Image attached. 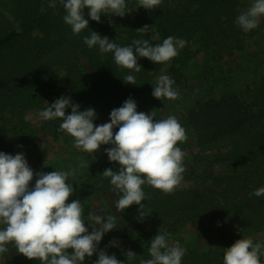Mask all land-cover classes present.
Wrapping results in <instances>:
<instances>
[{
	"label": "rangeland",
	"instance_id": "1",
	"mask_svg": "<svg viewBox=\"0 0 264 264\" xmlns=\"http://www.w3.org/2000/svg\"><path fill=\"white\" fill-rule=\"evenodd\" d=\"M239 3L241 9L246 10L253 0H239ZM126 4L129 13L124 17L102 14L115 30L124 31L137 23L138 3L126 1ZM189 38L179 54L158 70L148 90L130 97L137 103L138 111L149 114L154 111L156 119L176 116L187 135L185 141L177 144L186 153L182 184L169 194L144 185L145 201L142 203L146 216L143 219L139 218V205L134 204L124 212L117 210L115 202L122 194L113 190L110 178L102 176L107 168L114 171L119 168L118 163L109 161L105 152L112 145H102L95 155L76 149L69 134L57 131L56 135H50L47 132L43 120L38 118L40 107L25 111L24 116H13L10 112L0 116V151L24 154L35 173L76 168L75 178L68 181L75 189L68 202L81 200L86 223L89 222V212L93 211L116 217L117 228L104 235L97 253L86 257L83 264H95L99 250L115 254L125 264H140L151 258L148 251L150 240L158 234L160 227L171 234L169 244L178 243L184 249L182 264H223L225 249L238 239L264 242V196L252 195L258 189L255 186L246 200L247 205L235 215L234 207L225 203V198L231 202L235 197V194L225 193V175L232 170L228 149L201 152L193 128L187 121L189 112L208 99H231L248 105L253 102L264 80V17L260 18L255 29L209 48L195 36ZM82 66L94 73L89 62L82 63ZM161 75H168L174 81L178 99L160 100L152 95L157 77ZM63 76L61 73L60 77ZM126 100L120 103V107ZM107 122H110L109 113L97 115L94 120L96 125ZM253 214L260 216L257 225L249 223ZM86 227L92 231L90 224ZM114 239L116 246L110 245ZM7 247L8 251L0 255V264H39L37 260L18 254L14 244ZM72 251L70 249L69 253ZM128 251L136 254L131 260L126 258ZM261 260L264 261V257Z\"/></svg>",
	"mask_w": 264,
	"mask_h": 264
},
{
	"label": "clouds",
	"instance_id": "2",
	"mask_svg": "<svg viewBox=\"0 0 264 264\" xmlns=\"http://www.w3.org/2000/svg\"><path fill=\"white\" fill-rule=\"evenodd\" d=\"M57 3L63 7L66 13L63 20L75 35L89 27L85 9L90 19L98 23L101 14L124 17L129 13L126 0H49V7L56 8ZM137 3L138 8L152 11L162 0H137ZM44 10L42 7L41 11ZM261 17H264V0H253L251 6L238 15L236 23L244 32H249L258 26ZM150 29L154 30L153 26L145 25L136 31L147 33ZM83 39L89 48L98 45L101 53L114 54L118 66L135 72L142 68L138 58H147L156 64L170 62L186 44L182 39L169 36L155 46L147 39H134L130 46H119L95 31ZM151 39L159 40V33L155 32ZM123 81L135 85L133 75H127ZM173 84L168 75L158 76L152 95L160 100L178 99L179 92ZM68 108L71 114H66ZM38 118L61 120L58 131L69 134L78 150L95 155L102 145H112L105 152L109 161L118 163L119 168L115 171L107 168L102 176L110 178L113 190L122 194L115 202L121 212L139 205V218L143 219L146 216L142 203L144 185L169 194L184 180L186 153L177 144L185 141L187 135L176 116L156 119L154 111L150 114L138 111L135 100L129 98L111 111L110 122L96 125L97 114L93 108L81 111L70 97L62 96L39 111ZM117 128L118 131H114ZM76 174V168L35 173L24 154L0 151V225H3L0 227V255L8 251L10 243L18 254L39 264H83L86 257L97 253L104 235L117 228L116 217L93 211L88 214L89 222H85L81 200L68 202L75 192L68 181ZM252 195L264 196V187L254 190ZM87 224L91 225V232ZM170 235L160 227L150 240L151 258L140 264H182L184 249L178 243L169 244ZM110 245L116 246L117 241L114 239ZM125 255L131 260L136 254L128 251ZM261 257H264V242L254 243L251 238H242L225 249L223 264H264ZM95 264H125V261L99 250Z\"/></svg>",
	"mask_w": 264,
	"mask_h": 264
},
{
	"label": "trees",
	"instance_id": "3",
	"mask_svg": "<svg viewBox=\"0 0 264 264\" xmlns=\"http://www.w3.org/2000/svg\"><path fill=\"white\" fill-rule=\"evenodd\" d=\"M138 9L137 23L124 31L115 30L102 14L101 22L91 20L85 9L89 27L75 35L64 22L66 13L59 3L51 8L49 0H0V116L7 112L24 116L25 111L39 107L43 110L62 96L70 97L81 111L91 107L97 115L110 114L123 100L148 90L166 62L138 58L140 72L120 67L113 53H101L98 45L89 48L84 43V36L91 31L119 46H130L134 39H147L155 46L169 36L185 42L195 36L206 48L245 33L236 23L242 11L239 0H162L152 11ZM145 25L154 30L136 31ZM155 32L159 40L151 39ZM86 62L94 73L82 66ZM127 75L135 77V85L123 81ZM257 92L250 105L208 99L187 117L201 152L229 151L232 170L225 175V193L235 197L231 202L225 198V203L234 207L235 215L247 205L255 186L264 184V80ZM66 114H71V108ZM60 123L59 119L43 120L50 135H56ZM259 221L260 216L253 214L249 223L257 225Z\"/></svg>",
	"mask_w": 264,
	"mask_h": 264
}]
</instances>
